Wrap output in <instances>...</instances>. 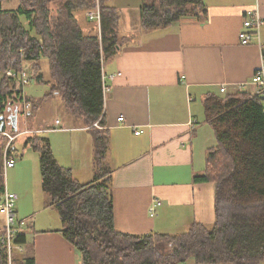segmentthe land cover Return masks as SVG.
Here are the masks:
<instances>
[{
	"label": "crops",
	"instance_id": "obj_1",
	"mask_svg": "<svg viewBox=\"0 0 264 264\" xmlns=\"http://www.w3.org/2000/svg\"><path fill=\"white\" fill-rule=\"evenodd\" d=\"M204 3L207 6L204 22L184 18L163 32L144 35L142 0H109L108 5L115 7L120 16L116 35L123 44L115 58L102 66L103 85L109 89L106 93L103 90L107 127L98 129L108 133V159L104 162L108 161V169L113 172L114 226L118 233L175 236L186 232L192 222L205 226L216 222V185L196 184L193 180L196 174L205 171L207 152L217 144L207 121L204 101L211 93L221 96L222 87L227 88V94L246 91L253 94L249 83L264 55V0H204ZM248 12H257L262 21L261 49L257 43L241 44L239 35ZM77 17L85 33L99 35L100 25L89 22L85 13ZM31 86L30 101L45 103L46 93ZM36 112L34 109L28 113L33 134L44 138L50 135L54 141L50 142L51 148L60 166L71 169L75 180L82 185L92 182L93 179L80 181L76 171H84L87 177L91 167L95 174V165L89 164L84 170L82 164H76L75 159L81 161V158L77 157L78 150L69 144L73 136L91 133L90 128L71 114L67 127L59 119L34 127ZM6 121L4 130L18 133L24 129L22 112L11 113ZM75 121L78 124L73 125ZM139 131L143 133L136 135ZM2 132L3 193L7 188L18 196L16 214L18 220H26L27 226L21 232L28 244L34 246L35 264H83L80 253L61 233L59 211L49 205L42 190L39 154L27 159L29 152H25L24 140L28 135L19 138L12 147L11 155L17 165L7 171L6 187L3 175L7 139ZM19 140L22 147L16 145ZM20 148L23 158L16 160L14 153ZM29 160L35 178L30 185L18 184L16 178L22 176ZM3 193L0 191V202ZM154 201L160 205L152 217L149 208ZM0 215L4 229L5 219L1 212ZM26 250L28 253L30 248Z\"/></svg>",
	"mask_w": 264,
	"mask_h": 264
},
{
	"label": "trees",
	"instance_id": "obj_2",
	"mask_svg": "<svg viewBox=\"0 0 264 264\" xmlns=\"http://www.w3.org/2000/svg\"><path fill=\"white\" fill-rule=\"evenodd\" d=\"M10 1L0 0V132L10 114L20 111L16 80L8 72L24 70L29 85L48 86L44 98L61 100L95 137V174L84 185L60 166L47 138L32 134L24 140L25 148L39 154L42 190L59 211L61 233L83 264H263L264 96L211 93L204 101L217 144L207 152L205 171L193 180L216 185L214 225L192 222L175 236L118 233L113 172L104 165L108 133L98 129L107 127L102 62L115 58L123 44L116 35L118 10L109 0H98L101 29L93 35L85 33L77 16L94 10L97 0H16V7L5 9ZM140 11L144 35L163 32L180 19H207L204 0H142ZM28 97L32 112L37 104ZM3 234L4 229L0 238ZM13 242L25 247L23 255L14 254L13 264H35L34 246L26 236L18 234ZM8 260L0 245V264Z\"/></svg>",
	"mask_w": 264,
	"mask_h": 264
},
{
	"label": "built area",
	"instance_id": "obj_3",
	"mask_svg": "<svg viewBox=\"0 0 264 264\" xmlns=\"http://www.w3.org/2000/svg\"><path fill=\"white\" fill-rule=\"evenodd\" d=\"M249 15L251 17H249ZM88 19L91 22H95L100 25L101 21V9L99 5V1H96V7L94 10L88 13ZM262 25V21L258 16L257 12H248V18L244 21L243 30L240 32L239 38L242 45H250L253 43H257L262 47L260 42V28ZM103 64V62H102ZM8 74L16 80V84L14 86L15 92L19 99V112H22L23 118L25 119L27 113H29L30 105L26 102L27 94L25 92V88L28 87V83L31 82L30 76L26 71L22 70L21 72L14 73L13 70H10ZM249 86L253 89V94L251 95H261L264 96V55L262 54L260 65L256 72L254 73ZM104 93H106L109 89H107L103 85ZM239 90V89H236ZM242 90V87L240 88ZM220 93L222 95H226L228 90L226 87H222L220 89ZM245 93H249L246 91ZM122 121V119H121ZM60 122L57 121L56 125L59 127ZM193 127V125H192ZM27 131H20L18 133H12L10 130H5L2 132V135L7 139V144L4 152V171H8L10 169H14L16 164L15 159L11 155V150L14 142H16L19 138L24 135ZM28 133V132H27ZM136 135H140L143 133L142 131L135 132ZM4 172V177H6V173ZM18 202V196L14 193H11L5 189L1 202H0V212L4 216L5 226H4V234L0 238V245L6 248L8 254V264H13L14 254L20 253L23 255L25 253V247L20 245L16 246L13 242L14 237L18 234H21L22 230L26 228V220L21 221L18 220L16 214V205ZM160 205L159 201H154L153 205L149 208L150 216L156 215V206Z\"/></svg>",
	"mask_w": 264,
	"mask_h": 264
},
{
	"label": "rangeland",
	"instance_id": "obj_4",
	"mask_svg": "<svg viewBox=\"0 0 264 264\" xmlns=\"http://www.w3.org/2000/svg\"><path fill=\"white\" fill-rule=\"evenodd\" d=\"M18 5L17 1L16 0H13V1H10V2H7L4 4V8L5 9H12L14 7H16ZM88 13L87 12L85 15L87 17V20L88 19ZM90 21V20H89ZM32 85L31 87L32 88H35L36 90H38L39 92L41 93H47L49 90L48 88L46 87H43L41 84H30ZM30 85L28 87L25 88V92L26 94H28V89L30 87ZM36 101V104H37V109H36V116H37V125L35 123H33V126L34 127H41V124L43 125H46V124H52L55 122L56 119H59L61 120V122L63 123V127H67V121L70 120V113L67 111V109L65 108L64 104L61 102V100H58V99H51L49 101H46L44 103V101L42 100H35ZM44 103V104H43ZM30 113H31V109L29 110ZM35 116V117H36ZM29 115L27 113L25 119H24V127H22V129L24 131H27L24 133V135H22V137L26 136V135H32L33 134V129H30L31 126L29 123V119H28ZM28 119V120H27ZM27 120V121H26ZM79 121V120H78ZM78 124V122H73V125ZM5 131V130H4ZM27 137V136H26ZM48 136H46L45 138H47ZM44 138V137H43ZM51 140H49V139ZM47 139L49 140V142H52L54 143V141L52 140L51 136L49 135ZM23 140V139H22ZM22 140H19L16 145L19 144V146L22 147ZM15 143V142H14ZM52 143H51V146H52ZM95 137H94V134L92 133H87V134H84L82 136H73L69 142V144H71L72 147H74L75 149L78 150V153H77V157L78 158H81V161H78L75 159V163L76 164H82V167L84 170L88 169V165H95V162H96V159L94 158V155H95ZM15 145V144H13ZM23 148H20L18 149V153L15 152L14 154H17L16 157L17 159L16 160H20L23 158L22 156V151ZM52 152H53V155L54 157L56 158L55 154H54V150L53 148H51ZM25 152H29V155L27 156V159L29 157H32V155L34 156L35 154L38 156V153L35 152V150L33 149H30V148H27V150H25ZM107 155L108 153H106V157L105 159H108L107 158ZM104 165H105V168H108L109 164H108V161L105 160L104 162ZM6 173V179H5V184H6V187H7V171L5 172ZM10 173V172H9ZM78 175V178L80 181H82L83 183L85 182H88L90 180L93 179V176H94V168L91 167V173H89V175L84 176V171H76ZM88 174V173H87ZM34 174H33V171H32V161L29 160L26 165H25V168L22 172V176L21 177H18L16 178L18 184H23V183H26V184H32L33 182V179H34ZM3 217L0 215V221ZM2 225L0 224V233H3L2 231ZM178 234H182V233H178ZM177 235V234H176Z\"/></svg>",
	"mask_w": 264,
	"mask_h": 264
},
{
	"label": "water",
	"instance_id": "obj_5",
	"mask_svg": "<svg viewBox=\"0 0 264 264\" xmlns=\"http://www.w3.org/2000/svg\"><path fill=\"white\" fill-rule=\"evenodd\" d=\"M17 113V112H16ZM17 116V115H16ZM16 116L14 117V120L16 119Z\"/></svg>",
	"mask_w": 264,
	"mask_h": 264
}]
</instances>
